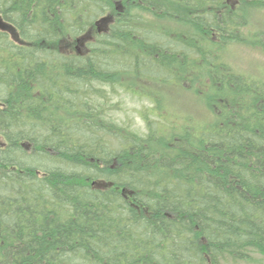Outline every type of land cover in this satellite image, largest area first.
Listing matches in <instances>:
<instances>
[{
	"label": "trees",
	"instance_id": "16d2710c",
	"mask_svg": "<svg viewBox=\"0 0 264 264\" xmlns=\"http://www.w3.org/2000/svg\"><path fill=\"white\" fill-rule=\"evenodd\" d=\"M257 12L264 0H0V264L264 259V71L226 56L264 53ZM80 35L96 36L87 55L62 49ZM122 91L143 129L112 115Z\"/></svg>",
	"mask_w": 264,
	"mask_h": 264
},
{
	"label": "rangeland",
	"instance_id": "374dc122",
	"mask_svg": "<svg viewBox=\"0 0 264 264\" xmlns=\"http://www.w3.org/2000/svg\"><path fill=\"white\" fill-rule=\"evenodd\" d=\"M253 24L256 27L259 26V31L264 33V14H261L260 12L255 13L253 16ZM251 27L253 28V25H251ZM258 39L264 40L261 36H258ZM262 40L258 41L260 42ZM226 56L227 61L231 65L238 66L237 68L243 69L242 71L245 73H249L253 76H260L264 71V53L259 45H256L253 42L252 44H232L228 51H226ZM178 92H180V94H178L179 98L183 95H187L186 92H182L179 89ZM117 101L120 103L121 109L112 110V115L116 117V120L120 123H130L135 127L143 129V122L140 113V109L143 105L142 99L122 91ZM252 264H264V259L260 258Z\"/></svg>",
	"mask_w": 264,
	"mask_h": 264
},
{
	"label": "water",
	"instance_id": "95a60500",
	"mask_svg": "<svg viewBox=\"0 0 264 264\" xmlns=\"http://www.w3.org/2000/svg\"><path fill=\"white\" fill-rule=\"evenodd\" d=\"M0 28L4 29L5 28V24H3V22L0 19Z\"/></svg>",
	"mask_w": 264,
	"mask_h": 264
}]
</instances>
